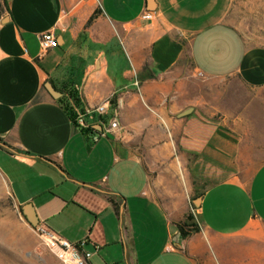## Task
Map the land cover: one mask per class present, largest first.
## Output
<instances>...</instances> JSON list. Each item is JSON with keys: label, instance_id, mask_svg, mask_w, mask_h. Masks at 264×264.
Returning a JSON list of instances; mask_svg holds the SVG:
<instances>
[{"label": "crops", "instance_id": "obj_1", "mask_svg": "<svg viewBox=\"0 0 264 264\" xmlns=\"http://www.w3.org/2000/svg\"><path fill=\"white\" fill-rule=\"evenodd\" d=\"M152 2L0 0V173L40 226L85 241L89 264H264V161L248 174L230 160L184 70L190 57L198 83L263 85L264 48L227 19L233 0ZM47 31L58 46L43 48ZM146 126L182 159L167 191L136 146ZM189 206L201 229L183 238Z\"/></svg>", "mask_w": 264, "mask_h": 264}, {"label": "rangeland", "instance_id": "obj_2", "mask_svg": "<svg viewBox=\"0 0 264 264\" xmlns=\"http://www.w3.org/2000/svg\"><path fill=\"white\" fill-rule=\"evenodd\" d=\"M227 19L240 31L248 47L264 48V0H233ZM184 67L185 72L189 73L186 85L191 89L190 100L198 96L193 93L195 88H204V105L191 103L190 106L203 110V113L214 118L216 122L224 123L227 131L222 133V140L228 155L231 156L230 160L241 166L245 173L253 172L264 161V84L253 86L239 78L208 79L207 83H198L201 80L194 78L190 57L185 59ZM231 85L235 87L230 88ZM219 104L220 109L216 108ZM112 112L105 117L106 121ZM183 112L184 110L179 116L184 115L181 114ZM156 131L155 126L142 127L136 146L152 175L155 178L161 177L162 190L167 191L170 185H175V171L181 168L182 159L162 157L161 154L166 151L161 147L163 143L156 140ZM209 183L210 181L199 183L200 190ZM164 199L169 198L166 196ZM183 221L187 222L188 231L185 236L181 234L183 238H188L201 229L195 207L189 206ZM38 226L39 224L31 225L23 215L20 206L15 203L7 181L0 173V264L62 262L58 254L44 241L42 230Z\"/></svg>", "mask_w": 264, "mask_h": 264}, {"label": "built area", "instance_id": "obj_3", "mask_svg": "<svg viewBox=\"0 0 264 264\" xmlns=\"http://www.w3.org/2000/svg\"><path fill=\"white\" fill-rule=\"evenodd\" d=\"M153 16L152 11H147L143 14L145 18H151ZM42 46L44 49L56 47L59 44L57 36L52 31H47L42 34L41 37ZM106 109V105H98L95 108V111L99 113H104ZM78 122L82 126H87L85 118L83 114H80L78 117ZM118 125V120L115 118L110 122L109 127L105 131H101V134H106L110 132L114 127ZM99 135H94V139H98ZM41 228V236L44 241L55 251L58 256L62 259L65 264H89V257L91 256V251H83L80 246L84 244V240L73 243L69 239L54 233L47 231L42 226H38Z\"/></svg>", "mask_w": 264, "mask_h": 264}, {"label": "water", "instance_id": "obj_4", "mask_svg": "<svg viewBox=\"0 0 264 264\" xmlns=\"http://www.w3.org/2000/svg\"><path fill=\"white\" fill-rule=\"evenodd\" d=\"M147 2H148V5H150L149 8L150 9H154L152 0H147ZM191 109L192 108H189V111H191ZM187 112L188 111H184L181 114H185ZM0 143H2L1 139H0ZM200 200H201V195H199L197 198H195L193 200V202H194L195 205H198ZM22 212L26 216V219L29 221V223L31 225L37 226L39 224V218L37 217V215H36V213H35V211L33 209V206L30 203H28V204L23 206ZM179 239H180V233H178L177 237H176V240H179Z\"/></svg>", "mask_w": 264, "mask_h": 264}, {"label": "trees", "instance_id": "obj_5", "mask_svg": "<svg viewBox=\"0 0 264 264\" xmlns=\"http://www.w3.org/2000/svg\"><path fill=\"white\" fill-rule=\"evenodd\" d=\"M93 17H91V19H92ZM74 121H75V118H74ZM76 122V121H75ZM89 129H91V127L89 128ZM88 129V130H89ZM198 195H200V193L198 194ZM197 195V196H198ZM188 218V217H187ZM178 228H179V231L181 232V234L183 235V236H185V235H187L188 234V231L186 230V226H187V222L186 221H181V222H179L178 224Z\"/></svg>", "mask_w": 264, "mask_h": 264}]
</instances>
